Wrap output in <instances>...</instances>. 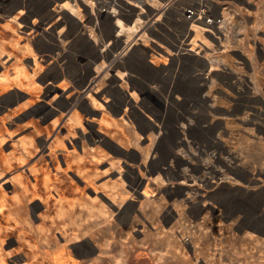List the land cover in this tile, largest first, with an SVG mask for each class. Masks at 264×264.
Returning <instances> with one entry per match:
<instances>
[{
    "label": "rangeland",
    "instance_id": "rangeland-1",
    "mask_svg": "<svg viewBox=\"0 0 264 264\" xmlns=\"http://www.w3.org/2000/svg\"><path fill=\"white\" fill-rule=\"evenodd\" d=\"M157 1L0 0V74L13 80L0 92L7 128L0 148L30 163L48 161L53 178L69 186L76 176L53 167L82 128L104 158L82 153L81 143L70 153L98 167L100 194L115 195L109 204L68 193L70 205L59 206L18 193L0 229L8 237L22 233L26 245L9 255L16 245L3 249L6 264H32L36 255L44 264H264V53L253 58L250 51L264 42V0ZM202 3L209 14H202ZM188 6L193 13L184 11ZM108 13L134 28L131 43L125 37L132 32L116 35ZM192 16L209 26L192 24ZM194 25L202 37L185 40L184 30ZM192 38L198 53L187 55ZM237 56L249 74H233L241 68ZM117 70L136 92L124 119L125 91L120 81L111 83ZM19 79L34 81L31 96ZM87 79L107 86L100 110L110 121L89 122ZM171 82L184 89L175 101ZM49 86L67 88L64 101L72 107L48 104ZM12 170L0 176L2 188L14 183L7 180ZM89 187L78 180L77 194Z\"/></svg>",
    "mask_w": 264,
    "mask_h": 264
},
{
    "label": "bare ground",
    "instance_id": "bare-ground-1",
    "mask_svg": "<svg viewBox=\"0 0 264 264\" xmlns=\"http://www.w3.org/2000/svg\"><path fill=\"white\" fill-rule=\"evenodd\" d=\"M138 1L145 2V3L148 2V0H138ZM149 1L152 2L153 4H156V5L158 4L157 0H149ZM68 2L69 1H65L62 4V6L64 8H66V9H68L69 12L74 13L75 12V7L73 5H71L70 3H68ZM128 2L129 3L131 2L133 4V6H131V9L134 10L135 9L134 5L136 6V3L132 2V1H128ZM109 4H110V2L108 1V6H105L106 9L109 7ZM204 5H205V3H202V14L203 15H207V13L209 14L210 10H209V7H206ZM20 11L23 12L24 10L21 9ZM184 11L193 13L192 9L189 6L187 8H185ZM113 12H115V11L113 10ZM108 14H109L111 19H115L116 20V22L114 24V26H115L114 30L116 31V35H122L123 33L125 34L127 30L129 31V33L132 32L130 34H126V37H125L126 38L125 42H127V43L130 42V41H128V40H131L130 39L131 36H129V35L134 34V28L125 27V25L122 22V20L120 18L116 17V14H114V13H108ZM225 15H227V14H225ZM16 17L14 16L15 19H16ZM191 20H193L192 24L195 21H197L201 25H203V23H204V25L209 26L208 23L207 22L205 23V21L203 22L202 18H200V17H198V18L193 17V18L189 19V21H191ZM206 20H208L210 22L212 20L213 21H217V20L219 21L220 19L218 18V19L215 20V19H211V18L207 17ZM221 25H222L221 22H219V26L218 27L222 28ZM212 27H214V26H212ZM200 31L201 30L199 29V25H194V26H192L190 28L187 27L184 30V32H183L184 39L187 40L190 36L197 38V37L201 36L200 35ZM225 39L228 40V36L226 34H225ZM193 40H194L193 43H191V44L189 43V45H191L190 48L189 49L186 48L187 49V53H186L187 55H190L191 53L193 55H196V53H198V51L194 52V53L192 51V50H195V48H196L195 39H193ZM130 43H129V45H130ZM183 49L184 48H182L181 46H177L175 48V50L177 52H179V51H181ZM160 51H161V55L164 56L165 59L171 54L169 52V50L166 49V48L165 49H161ZM188 51H190V53ZM2 52L3 51L0 49V54ZM111 65H112V63H111ZM107 71H109V68L107 69ZM125 75L126 74H122L119 70H117V72H115L111 76V83L112 84L116 85V82L120 81L119 84L117 83V86H121L122 87L121 89H119V92H124L125 91L124 93H122L123 94L122 95V97H123L122 103L124 105L123 109L121 110V117L122 118L126 117L130 113V111H131L130 109L132 107H134V103L136 101V94H135L136 92H133V91L131 92L129 90L128 86H126V84H125L126 81L125 82L122 81L124 79ZM12 83H13V80L9 77L8 74H0V92L1 93L4 92V91H7V89L9 87H11ZM32 84H34V81L24 82L22 79H19V85L20 86H26L27 93L30 96L32 95V88H35V87H33ZM102 84H103V82L99 83L98 85H94V80H91V79H87L86 82L83 84V86H85L86 89H88V96H89V99H90V102H91V107H90V109H88V114H89L88 115V120H89L90 123H95V122L98 123L101 120H104L106 122L110 121L109 117H106V114L103 111L100 110V108H102V106H104L103 104H106L108 102L109 95H110L109 92L107 91V86H102ZM181 86L182 85L176 84L175 82L170 84V88H169L168 92H169V95L172 98V100L175 101V99H178L180 97V92H184V89L181 88ZM190 89H192V88H190ZM189 92H191V91H189ZM46 93H47V96L51 95L47 99V103L48 104H55L57 106H59V104L63 103L64 97L68 98L70 96V93L67 92V88H64V87L63 88H60V87L58 88L56 86H49V87L46 88ZM138 100H139V98H138ZM69 101L67 100V101H64V102L66 103V105L68 107H72L71 106V100L69 99ZM5 114H8V113L6 112ZM98 114L100 116H98ZM262 114H264V113H262ZM71 115H72L71 119L73 121H75L78 124H81V119L78 118V114H77L76 111H72ZM1 122H2V120L0 118V142L4 139V136H3V134H1V131L2 130H6L7 131V128L4 126V124H1ZM31 122L33 123V127H35L38 131H40V132L43 131L42 130L43 128L40 129L36 123L34 124V121H31ZM55 122L51 123L50 126L53 127L55 125ZM1 125H3V126H1ZM181 126L183 127L184 124H182ZM228 126H226V127H228ZM52 127H51V129L47 130V133L51 132V130L53 129ZM229 129H230V127H229ZM69 132H70V137H72V136L76 137L74 132H72V131H69ZM97 133H99V135L103 136V138H104V136H105L104 135V133H105L104 129L100 130L98 128ZM110 135H111V137H113L116 140H118L116 132L115 133H111ZM136 136H137V134H136ZM77 137H78L77 140L76 139L75 140L72 139L70 141V146L69 147L71 149L64 155L63 159L56 160L55 165L53 167L56 171H59L62 176H65L68 171H71L73 173V175L76 176L77 180L74 183L70 184L69 186H68V184L65 185V184L61 183V179L59 177H54L53 178V176L51 174V172H52L51 171V167H50V164H49L48 161H44L43 164H39L37 162H31L30 163L29 161H26L25 158L23 156H21L18 152H12V154L11 153L8 154V153H5L0 148V176H1V178L3 177V174L7 173V171H11L12 169H14V170H12L13 172L10 174V177L7 178V180L9 182L13 181L14 183L11 182V184H6V186L3 187V188L1 187L2 184L0 183V217L3 220L4 219H5V221L8 220V218H6L7 217L6 214L9 215V213H10V208L9 207L10 206L12 207L13 203L18 201L17 200V196H18L17 194L18 193H19V195L22 194V195H24L26 197H29V198H39V199L42 198V199L45 200L46 204H48V205L52 204V205H59V206H69L70 205V203L72 201H69V199L66 198L68 193H71L72 195L76 196L78 199H80L82 201L90 199L92 197L93 198H98L99 197V199H98V201L100 200L99 202H101V203L107 202V203L110 204V203H112L115 200V195H109L112 198V199H110V197H108L107 194H104V193L100 194V192L98 190L99 189L98 188V184H97V181L95 179L96 175L99 172L97 166H92V165L90 166L89 162H87L85 160V158H84L85 156L82 159H80V160H74L73 159L72 153H70V152H74V150L77 149V147H78V145H80V143H81V148H82L81 151H82V153H84V154H88L89 153L94 159L102 160L104 158V154L100 150L97 149V146L93 145L92 139H89V136L86 135L83 132L82 128H81V130H79ZM56 141H58V140L56 139L55 142ZM149 144H150V142H149ZM148 148H149V146H148ZM253 178H254V176H253ZM78 180L87 183L90 186L89 187V191H86V192L82 191L81 193L77 194L78 193L77 192ZM140 181H141V177L140 178L137 177V182L139 183ZM248 182H250V180ZM262 185H264V184H262ZM10 187H11V189H9ZM20 190H21V193H20ZM107 198H109V200ZM62 232H63V230H62ZM18 233H16V235L14 237H8L9 236L8 233L5 230L1 231V229H0V264H6V257L4 256L5 250L3 251V249H5L7 246L14 245V244L16 245L14 250L6 251L7 253H5V254H7V255H9V254H11L13 252L23 251L25 249V245L26 244H25V241L23 239L24 236L22 237L21 236L22 233L21 234H18ZM253 235H254V233H253ZM51 261H53V260H49L47 262V264H51ZM32 264H44V262H43V260H40V258L36 255L35 257H33V263Z\"/></svg>",
    "mask_w": 264,
    "mask_h": 264
},
{
    "label": "built area",
    "instance_id": "built-area-1",
    "mask_svg": "<svg viewBox=\"0 0 264 264\" xmlns=\"http://www.w3.org/2000/svg\"><path fill=\"white\" fill-rule=\"evenodd\" d=\"M253 45H254V47L252 49L250 48V51L252 50L251 52H252L253 58L256 56V53H259V54L264 53V42H261L258 40V42H255V44H252V46ZM233 59H234V62L237 63L236 65L241 67L240 70L239 69L237 71L233 70V72H234L233 74H249L247 72V69H249V67L242 62V59L239 58V56H237ZM223 65L224 64H222L221 67ZM220 70H221L220 72H222L223 69H220ZM249 72H250V70H249ZM224 74H228V73L224 72Z\"/></svg>",
    "mask_w": 264,
    "mask_h": 264
}]
</instances>
